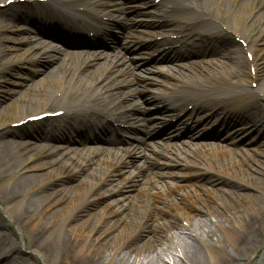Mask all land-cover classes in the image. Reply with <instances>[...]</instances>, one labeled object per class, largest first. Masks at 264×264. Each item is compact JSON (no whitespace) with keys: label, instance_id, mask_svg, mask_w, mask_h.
<instances>
[{"label":"bare ground","instance_id":"6f19581e","mask_svg":"<svg viewBox=\"0 0 264 264\" xmlns=\"http://www.w3.org/2000/svg\"><path fill=\"white\" fill-rule=\"evenodd\" d=\"M87 1L12 0V3L0 7V31L7 32L0 38L10 43L8 46L0 45V56L4 50H10L9 58L4 57V64H0V72L7 64L33 63L32 58L36 56L49 57L55 62L53 69L46 73L51 75V80L54 78L51 88L29 86L9 105L0 108V184H5V188L0 190V252L15 250L19 246L3 231L6 219L15 220L14 211H18L17 221H22L20 224L14 221L20 231L32 229V251L45 264H111L118 245H123L124 249L127 247L128 254H137L142 246L135 248L133 242L124 243L123 240V226L133 219L123 215L117 217L124 211L128 210L138 217L136 227H147L151 234L158 227L148 226L149 222L188 218L198 211L212 215V218L195 219L198 228H207L203 230L204 235L207 238L213 236L211 224L214 223L223 230L231 246H236V251L230 254L193 233L183 239L182 260L189 264H210L217 262L218 256L223 254L228 257L223 264H246L250 252L258 250L256 237L264 225V160H260L264 158V82L252 87L258 76L259 62L264 61V0H143L139 10L140 6L132 1L127 4V0H120L122 3L118 0H95L94 4L106 8L94 9L93 12L79 10ZM48 3H58L60 15L45 7ZM128 10H136L139 15L153 14L158 26L167 32L162 38L165 48L158 58H167L175 65L173 72L161 74L174 80L170 85H164L163 80H144L143 83L127 63L134 57L141 64L145 56L157 52V44L152 38L135 42L128 38L129 33L120 31L118 36L123 39L118 41V38L114 40L106 35L105 28L110 23L104 22L102 16L112 19L115 13L110 11L121 13ZM38 16L44 21L45 28L57 16L64 23L71 24H65L70 29L66 35L79 32L77 28H80L108 38L111 52L69 53L44 41H34L22 49V45L32 43L33 39L31 36L22 37L20 34L23 32H18L11 25L18 20H37ZM73 20H81L84 25L79 26ZM111 25H117L121 30L130 27L119 21ZM186 40L196 45L193 52L186 48ZM139 46L143 50L135 54ZM132 54L135 56L132 57ZM192 54L197 60L179 61ZM126 55L130 56L127 58ZM152 83L161 85L157 91L161 89L163 94L158 92L148 96V102L159 110V114L148 117V110L139 109L133 98L139 87ZM170 106L171 111L179 113L185 110V113L171 125L167 123V137L180 132L186 123H190L187 131L194 151L181 149L191 159L184 156V163L174 162L186 172L161 175L192 180V185L183 193L177 190L179 185L176 184L162 190L153 179L146 178L144 182L147 185L129 206L119 204L132 183L131 179L120 175L124 157L149 158L144 153L148 147H144V137L151 133L149 130L155 124H166L163 116H166L165 110ZM188 106L191 107L186 109ZM113 110L118 111L114 120L116 124L108 119ZM55 111H61V114L37 121L28 119ZM201 111L204 112L202 116L199 114ZM195 112L198 115L192 120ZM232 118L239 128L227 132L226 136L232 137L227 141L235 144L239 132L254 130L263 137L258 148L249 151L240 147L238 155L234 156L229 146L196 139L204 134L208 124L215 129L232 121ZM19 121L22 125L18 130L11 127V123ZM155 129L156 126L152 131ZM9 133L38 140L35 144L37 153L51 157L33 163L35 155L27 154L33 141L19 142L6 138ZM56 138L66 142L99 138L107 143L118 142L126 146L118 148L121 152L115 151L117 148H103L73 157L58 152L59 146L52 144ZM212 145L214 150L209 151L207 147ZM93 153L100 157L97 160L103 164L98 174L88 171L94 181L78 185V190L73 193L63 189V195L58 198L55 197V190L46 191L47 187L40 179L43 172L27 173L31 169L41 170L51 166L52 171H57L54 174L57 179L67 174L76 176L98 162L93 159ZM175 154L180 157L181 153ZM218 157L219 160L216 159ZM65 160L72 161L66 163ZM72 164L77 170H69ZM244 164L246 168L242 167ZM190 165L200 168L202 173L193 175ZM200 179L221 189L219 194L209 191L213 201L207 196ZM102 189L105 192H100ZM105 196L115 197V207L106 208L102 212V220L92 222L90 216L81 224L73 221V218L85 214L82 210L84 206ZM23 222L27 227L21 224ZM191 227L192 224L188 223L187 228ZM20 233L23 242L24 231ZM54 234L58 237L57 243L41 244ZM131 235L133 233L126 238ZM262 262L264 252L259 264ZM17 264L28 263L18 259Z\"/></svg>","mask_w":264,"mask_h":264},{"label":"rangeland","instance_id":"374dc122","mask_svg":"<svg viewBox=\"0 0 264 264\" xmlns=\"http://www.w3.org/2000/svg\"><path fill=\"white\" fill-rule=\"evenodd\" d=\"M90 3H94V0H89ZM120 2V0H118ZM130 1V0H128ZM142 0H134L133 3L140 4ZM130 4V3H128ZM92 4L87 5V7H90ZM127 6V5H126ZM140 6V5H139ZM0 7H3L2 4H0ZM96 9H102L104 7H96ZM125 7V6H123ZM140 9V8H139ZM9 11V10H8ZM121 14V13H115ZM154 15L150 14H142L137 15L135 12H132V10L125 11L122 13L121 18H128L127 23H136V22H142V26L139 27H130L131 34L128 36L129 39L134 40H141L144 38L151 37L153 40L155 37L161 38L163 37V34H165V31H162L159 27H157V21L153 17ZM12 24V23H11ZM10 24V25H11ZM11 26L14 27L18 32H23L20 34L22 37L27 38L28 36L32 37V43H28L25 45H22V49L29 47V45L33 44L34 41H44L48 44H51L52 46H56L58 48H62L66 52L69 53H76L79 51H88V52H111V47L103 41V39H92L87 38V36H78V40L74 41L72 38L61 40V39H51L46 36H42L37 34V25L34 20H27L22 21L18 20L15 21L14 24ZM114 29V32H119V30L116 27H112ZM6 31L3 30L0 31V36L6 35ZM99 40V41H98ZM101 40V41H100ZM158 44V47H162L163 43L162 40L156 41ZM10 43L6 41H2L0 38V45H9ZM189 49L192 51L195 48H192L189 46ZM142 50V49H140ZM138 50L136 53L141 52ZM10 50L6 51L4 50L0 56V64H4V61L9 58L10 56ZM22 52V51H17ZM193 52V51H192ZM135 53V54H136ZM4 55V56H3ZM33 55V54H31ZM63 55V54H61ZM132 57L135 55H131ZM6 58L3 60V58ZM128 58L129 56L126 55ZM206 57L205 59H207ZM33 63L30 62H23L18 65H12L7 64L5 67V70L0 72V108L2 106L9 105L10 102L15 99L16 97L20 96L24 90L31 86L32 88H51L53 86V79L51 80V75L46 74L48 71L53 69V65H55L54 61L51 60L49 57H34L32 58ZM70 59V58H69ZM197 59L195 56L190 55L186 58H182L179 61L180 62H187L191 60ZM138 59H135L133 57V60L127 61V63L130 66V70L133 71L138 78L143 80H150L152 82L155 81H161L163 80L164 85H170V83H173L174 80L170 78H165L161 74H165V72L168 74L173 72V65L172 62L167 60V58L160 59L156 55L147 56L145 61L141 64H138ZM216 61V60H215ZM209 63V61H208ZM208 65V64H207ZM149 69V70H148ZM257 79L256 82L252 84V87H255L257 84H262L264 82V61H260L258 68H257ZM55 71V70H54ZM152 71V72H150ZM57 73V71H55ZM130 78V77H129ZM147 78V79H143ZM161 85L159 84H144V86L141 88L139 87L137 90L138 92L135 93V98H133L135 105L139 109L142 110H148L149 114H147L148 117H153L154 115L159 114V110L155 108L154 105H151L150 102H148V96L151 94L157 95L158 92L162 93L163 90L159 89ZM122 89H125L122 87ZM164 97V96H162ZM132 103L133 101L130 100ZM125 104V103H123ZM110 112V116H112L114 119L117 116V112ZM151 112V113H150ZM174 113V112H173ZM167 114V113H166ZM203 113H200L202 115ZM174 116V115H173ZM111 117V118H112ZM164 120L166 121L165 125H157L155 124L150 128V134H147L144 137V147L146 149L144 150L145 154L149 155V158H135L134 156H125L124 157V164H122V171L121 174L122 177H127L131 179L132 183L130 186L126 189L127 192H125V196L123 198L121 197L120 203H126L127 206L130 205L131 201L136 198L140 192L144 189V187L147 185L145 184V179L154 180L157 187L159 189H166V187H171L174 184L179 185L177 190L180 192H185L187 189H189L192 184V180H185V179H179V176H168V175H161V173L167 172H176L179 175L182 174V172H186L184 168H180L179 165H175L174 162L178 161V163H184V156L188 159H191L188 154H185L181 152V149L188 150V151H194V145L191 144L190 139L188 138V131L184 128H181L180 132H177L171 136L167 137V123H170L172 121V114L163 116ZM177 117L174 118L173 121H175ZM264 119V118H263ZM17 122L11 123V127L18 130L21 126L14 125ZM156 126V129L154 127ZM25 128V127H22ZM239 128V124L235 122V119L232 118V121H227L223 124L222 127L219 126V129H213L212 127L208 126L206 129V133H204L199 138H196L199 141L209 142L212 144H218L220 146L230 147L233 149L234 156H237V149L240 147L246 148L250 151L252 148H258V144L260 140H262V134L254 133V130H249V132L241 131L239 132L235 137V144H231L229 141V138H232L231 135L226 136L227 132H232V129ZM6 138H12L16 141L23 142V141H33V139L29 136L22 137L21 135L17 136L14 134H7L5 136ZM223 137V139H222ZM76 138V137H75ZM226 140V142H225ZM195 141V139L193 140ZM38 140L33 141L32 143V149L27 151L28 155H35V159L32 161L33 163L38 161H44L51 156H46L43 153L38 151V147L35 144H38ZM52 144L59 146V153H68L70 156H77L76 154L79 153H88V152H95L97 150L104 149H115V151L119 152V147L126 146L125 144L119 145L120 143L115 144H108L104 142L102 139H95V140H85L83 139L81 142H66L64 139H54L52 140ZM214 145L207 147L209 151L214 150ZM121 152V151H120ZM181 153L180 157L175 154ZM94 154V153H93ZM95 155V154H94ZM92 156L93 159L97 160L100 158L98 155ZM226 154H224L225 156ZM228 156L225 157V159ZM65 159V158H64ZM75 159V158H73ZM217 160L220 159V157L216 158ZM260 160H264V158L261 157ZM72 161V160H70ZM69 160H65L66 163L70 162ZM98 161V160H97ZM100 167H103V164L98 161L96 164H94L91 168L82 170L77 174L76 176L72 174H67L66 177L64 176L62 179H57L54 175L57 171H52L51 166L46 167L41 170H28L27 173H41L40 179L42 182L45 183V186L47 187L46 191L50 192L52 190H55L56 196L55 197H61L63 195L62 192H64L63 189H67L70 192H75L78 190V185L80 186L82 183H92L94 181L93 176L89 174V172H93L95 174L99 173ZM242 167H247L246 164H244ZM188 168V167H187ZM190 171L193 172V175H199L202 173V170L200 168H197L195 166H189ZM69 170H77V167L72 164L69 166ZM46 171V172H45ZM52 171V172H51ZM89 171V172H88ZM200 183L204 188H206L207 196L210 198L212 195L209 194L210 192L215 193H221V189L216 188L215 185L210 184L209 182H206L204 179H200ZM218 185V184H216ZM5 188V184H0V190H3ZM67 192V191H66ZM100 192H105L104 189L100 190ZM71 193V194H72ZM222 193H224L222 191ZM115 197H109L105 196L98 201L86 205L82 208V210H85V214L83 216L79 215L76 217V219L73 218L74 222H79V224L82 223V221H85L88 217H90L91 221L94 222L98 219L102 220V212L105 211L108 207H115ZM212 200V198H210ZM74 201V200H73ZM213 201V200H212ZM131 207V206H130ZM128 207V208H130ZM121 211V210H120ZM123 211V210H122ZM2 212V209L0 208V214ZM17 212L14 211V219L15 220H5V227L3 228V231L9 236V238L19 243L18 248L5 250L3 252H0V264H17L18 259H22L28 264H45L42 259L37 256L32 251V236L31 233L33 232L32 229L24 228L20 231V229L17 227V223L20 224L22 221H17ZM129 211H124L119 214V216H124L128 219V217H132V221L128 224L123 226V240L125 242H133V245L135 248H138L140 246V250L137 254L131 253L128 254L127 247L124 249L123 245H118L117 250L113 254V259L111 261V264H189L185 263V261L182 260V250L184 247V237L187 234H193L197 233L203 237L204 240L208 244L215 245L219 248L224 249L226 252L230 254H234L236 251V246H231L229 240L227 239L225 233L223 230L216 224H211V229L213 232V236L207 238L204 234V231L207 229L206 227L198 228L195 219L197 218H212V215L206 214L205 212H194L190 217L188 218H169L166 220H160L157 223L149 222L148 226H157L158 228L154 230L153 234L149 230H147V227H136L139 223V218L134 217L132 212L128 213ZM87 215L86 218L84 216ZM17 221V223L15 222ZM116 220H114L115 222ZM90 222V224L92 223ZM26 222L21 223L24 227H27L25 225ZM191 223L192 227L189 229L187 228V224ZM119 225V223H118ZM152 227V228H153ZM180 227H183L182 229H179ZM204 230V231H203ZM24 231V233H23ZM23 235V242L20 240L21 233ZM133 233L131 237L126 238V235ZM146 236L148 238H146ZM54 237V238H53ZM51 239L45 240L41 242V244H50L52 241L54 243H57V235L54 234ZM125 237V238H124ZM256 248L258 249L256 253H254V250L250 252L249 260L246 262V264H259L261 253L264 252V225L261 230V232L256 237L255 242ZM201 246V245H200ZM15 257V258H14ZM228 257H226L223 254H220L218 256V261L215 263L210 264H223L224 261L228 260ZM16 259V260H14ZM47 264V263H46ZM261 264H264L262 262Z\"/></svg>","mask_w":264,"mask_h":264}]
</instances>
